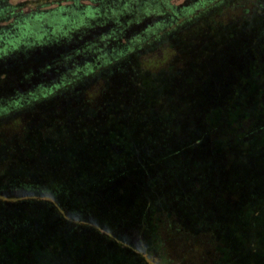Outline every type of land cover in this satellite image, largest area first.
Here are the masks:
<instances>
[{"label": "trees", "instance_id": "16d2710c", "mask_svg": "<svg viewBox=\"0 0 264 264\" xmlns=\"http://www.w3.org/2000/svg\"><path fill=\"white\" fill-rule=\"evenodd\" d=\"M11 1L0 264H264V38L177 65L163 36L191 19L152 17L167 0H100L83 25L79 0L30 14Z\"/></svg>", "mask_w": 264, "mask_h": 264}, {"label": "rangeland", "instance_id": "374dc122", "mask_svg": "<svg viewBox=\"0 0 264 264\" xmlns=\"http://www.w3.org/2000/svg\"><path fill=\"white\" fill-rule=\"evenodd\" d=\"M49 1L51 0H12L11 4L19 6L20 11L30 14L37 9L38 4ZM110 1L106 0L107 3H110ZM252 1L253 3L249 2L248 4L247 12H244L242 8H238L232 13L228 12L224 14V12H220L221 8L225 7L223 0H167L162 9L156 6L155 14L151 16L162 21L171 12V9L177 12H184V15L186 12H189V15L187 14L189 18L183 20L188 21L191 19L188 24L182 26L173 35L167 34L163 36V42H167L171 37L175 36L173 37V43L175 44V49L173 50L177 54H181L180 61H176L177 65L185 62L187 57L190 59L189 61L187 60L188 63L191 62L192 58L195 61H199L208 57H211V60L208 59L210 62H215L222 60L221 57L225 56L226 53H234L237 48L249 47L256 42V39L264 38V32L262 34L258 30L254 33L260 24L261 20L259 21V19H263L261 23H264V0ZM101 3L100 0L95 2L92 0H79L78 6L81 8L79 9L81 15L77 17V21L82 25L91 22L92 20L87 15L89 12L88 7L98 10L100 7L107 6L101 5ZM72 5L73 0H63L54 4L56 9L65 8V10H70L69 7ZM51 8L52 6L50 5H42L41 7V9ZM215 14H217L215 16L216 19L213 22L211 21V16ZM188 48H190L189 51ZM173 50H165L164 53L160 50L164 64H168L174 57L175 53L171 54ZM262 61L264 62V57ZM263 67L264 65L261 66V69ZM261 71H264V69Z\"/></svg>", "mask_w": 264, "mask_h": 264}]
</instances>
